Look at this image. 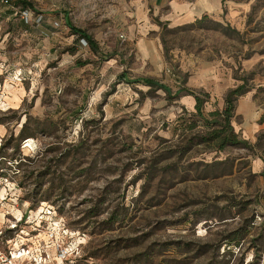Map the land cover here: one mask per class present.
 <instances>
[{"label": "rangeland", "instance_id": "rangeland-1", "mask_svg": "<svg viewBox=\"0 0 264 264\" xmlns=\"http://www.w3.org/2000/svg\"><path fill=\"white\" fill-rule=\"evenodd\" d=\"M27 1L0 4L4 239L78 248L55 264H264V0L172 27L150 9L156 31L142 0ZM203 66L216 115L173 102Z\"/></svg>", "mask_w": 264, "mask_h": 264}, {"label": "crops", "instance_id": "crops-1", "mask_svg": "<svg viewBox=\"0 0 264 264\" xmlns=\"http://www.w3.org/2000/svg\"><path fill=\"white\" fill-rule=\"evenodd\" d=\"M226 5H233V3H229L228 0H142L137 7V15L143 17L145 25L148 24L149 27L154 28L153 31H156L157 25H153L149 21L147 11L150 9L154 12L153 15L158 16L164 25L172 27L191 22L203 15L214 14L218 16ZM154 44L143 45L141 49L145 51L147 47V50L151 51L154 47L156 48ZM219 79L211 67L203 66L200 72L188 76L185 90L179 91L181 93L173 102L180 107V110L193 111L196 104L195 95L198 94L196 92H203L208 97L205 99L203 107L206 106V109H209L206 111L209 113L215 106L214 95L224 92L225 89ZM12 90L13 92H33L31 89L28 91L20 83L16 84ZM34 92H38V89H35ZM189 92H194V94ZM0 129H2L0 134L5 132L2 125H0Z\"/></svg>", "mask_w": 264, "mask_h": 264}, {"label": "built area", "instance_id": "built-area-1", "mask_svg": "<svg viewBox=\"0 0 264 264\" xmlns=\"http://www.w3.org/2000/svg\"><path fill=\"white\" fill-rule=\"evenodd\" d=\"M8 0H0V4H6ZM48 210L46 212L48 214ZM43 215L41 216V218ZM50 242L56 237L54 232L47 233ZM11 240L4 239V234L0 229V264H55V260L64 262L71 256L78 253V248L71 247L70 244L56 243V253L52 258L41 246H35L33 243L28 246L25 244H17L10 242Z\"/></svg>", "mask_w": 264, "mask_h": 264}, {"label": "trees", "instance_id": "trees-1", "mask_svg": "<svg viewBox=\"0 0 264 264\" xmlns=\"http://www.w3.org/2000/svg\"><path fill=\"white\" fill-rule=\"evenodd\" d=\"M20 4H22L23 7H32V3L27 1V0H17ZM71 27V30L73 31V33L75 34H78L79 37L83 38L84 40L87 41V43L93 47V50L96 49V44L94 43V41L92 40L91 36L89 34H87L83 29L81 28H77V27H74V26H70ZM145 82L146 84L148 85H151L153 84L155 81L151 78H145ZM160 87H164L166 89L165 86H160ZM243 88V85H239L237 86L235 89H233L230 94H238V92ZM180 90H178L177 92H179ZM229 94V95H230ZM227 95L226 98H225V107L224 109L222 110V113L223 114V128L224 130L226 129L227 130V134L224 136L223 138V141L224 142H228V143H231V144H236V143H239L241 142V140H239L236 136V134L234 133L233 131V128L230 124V118L232 117L233 113H232V108H233V99L231 98V95L229 96ZM195 100H196V104H195V110L198 112V113H201V106H203V103L205 100L201 99L198 95H195ZM210 114L212 115H216V114H219V112L217 110H214L212 112H209ZM28 122V119H26L22 126H21V129L18 133V136L17 138L20 139L22 137H26L28 135H31L30 133L26 132V124ZM1 123V121H0ZM217 136V134H216ZM222 141V146H220V148H222L225 143ZM230 141V142H229ZM245 142V141H243ZM1 147H3V144L1 145ZM20 163L22 161H19Z\"/></svg>", "mask_w": 264, "mask_h": 264}]
</instances>
